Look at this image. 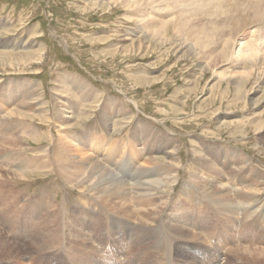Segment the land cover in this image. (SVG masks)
Segmentation results:
<instances>
[{
	"label": "rangeland",
	"instance_id": "rangeland-1",
	"mask_svg": "<svg viewBox=\"0 0 264 264\" xmlns=\"http://www.w3.org/2000/svg\"><path fill=\"white\" fill-rule=\"evenodd\" d=\"M196 1L200 3L214 1L219 4L220 9L227 8L230 3L229 0ZM241 2L243 1L241 0ZM106 3V0H0V122L10 124V121L4 120L6 119L3 110L5 97L11 96L20 101L24 96L30 95V92L20 87L23 79L32 81L38 92L37 98L40 99L36 107L37 110L34 108L36 112L28 111V114L32 115V113H40V109H43V107L53 108L54 105L58 104L55 102V98L64 89L61 82L64 86L66 85L62 79H65L66 74L70 73L85 82L90 89L99 91L97 92L99 97L96 102H82L81 97L83 95L76 91L72 103L68 104L71 111H75L74 109L78 107L77 104L82 105L83 103L82 109L86 114L75 119L73 126L76 129L74 133L77 135L78 140L81 139L82 142H85L83 144L86 145L87 150L95 149L96 146L99 147L98 142L104 141V148L108 146H111L112 149H115V146L121 150L125 148L123 155L126 158L130 161H136L137 159L142 161L144 159L142 155L155 156L158 153V145L162 146L165 141H169L172 137L178 143H181L182 159L186 163L190 157L189 148L193 143L192 141L196 139L195 144L199 145L201 153L205 154L214 165L217 163V167L222 166V164L228 166L234 163L237 161L238 154L242 153L244 158L249 157L252 162L254 161L253 164L257 168L259 167L260 174L264 176V91L261 92V97L260 93L258 94L260 99L257 104L251 100V91L258 84L257 80L260 76L261 67L254 68L252 70L255 72L254 74L248 75L249 72H247L246 75L249 77L237 90L230 72L221 79L216 78L214 73L216 69L218 73H223L227 71V66H229L222 59L220 37L217 38L211 49L215 52L214 66L206 68V60H204L203 55L196 54L198 49L191 52L189 48V43L193 40L192 37H195L194 29L179 36L177 40L174 33H172L170 40L167 41L168 43H164V40L158 38L149 39L146 36L136 34L137 25L134 20L127 21L124 19V13L127 10L130 11L128 8L126 10V7L122 6L117 0H113V2L110 0V4ZM246 16L247 19H255L252 11L247 12ZM247 19L244 18L243 22L245 23ZM196 24H199V22ZM226 31L227 29H224V32ZM5 43L9 48H5ZM179 43L186 45L185 51L181 53L176 52ZM25 58L26 60H24ZM231 69L228 68L229 71ZM249 71L251 70L249 69ZM8 83L19 85L22 89L12 90L8 88L10 85ZM67 84L65 94H73L74 88L69 82ZM57 101L59 102V100ZM118 105L124 106L133 113H130L125 122L126 124L122 128L123 130L115 133L111 131L109 135L112 137H108L104 134L106 119L109 118L106 115L109 112L110 116L115 118ZM259 111H261V114ZM29 118L30 116L27 117L29 122L40 125L38 126L39 130L41 129L40 133L42 134L44 131L42 135L45 136L34 141L32 138L26 137L28 134H22L25 136V140L31 141L30 144L23 145V148L26 149L25 154L28 158H34L35 154L40 152L33 150L50 144V140H48L45 133L51 130L57 134V130L54 124L52 125L47 121L43 122L40 118ZM138 120H141L142 124L145 122L143 130L147 128L151 130L148 129L151 135L149 134L147 138L138 139L134 137V133L140 128ZM252 121H260V123L253 126ZM2 123L0 124V133ZM22 128H15L16 130L13 129V131L15 133L19 131L17 134H20ZM4 134L5 137L3 135L4 138H0L2 140L0 141V153L10 151L12 147L13 150H17V148L19 150L20 145H10L11 143L7 138L8 134ZM0 137H2L1 134ZM5 142H8L9 145ZM129 145H132L131 148ZM132 148H136V150ZM138 148H146V150L140 152ZM18 152L16 151V153ZM100 153L102 154V152H96V156L99 157L100 155L101 157ZM156 156L161 158L167 155L161 156V154H158ZM102 157L107 159L104 156ZM1 158L5 160V156ZM110 165L107 167L112 171L114 169V172H116L117 168L113 164ZM202 167L200 164L197 166L193 164V169H200L203 174L211 175ZM131 168L136 172L134 166H131ZM237 172L238 178L235 177V181H244L242 179L244 174L240 171ZM7 174L12 175L7 171L0 170V246L1 239L6 236L13 245L22 249L21 252L24 251L22 254L16 255L11 252L8 253L7 249L0 247V264H81L82 261L78 263L73 259L72 254H69L71 253L69 252L71 250L69 244H66L64 251H58V247L55 246L40 249L35 244L36 241L32 240L35 235L32 236L33 229L31 225L37 223L38 226H43L42 223L49 220L47 216L46 219H36V210L39 207V202H36V200H52L53 196L59 200L63 193L70 202L67 206L68 209L64 210L67 211V215L74 219L77 217L76 219L83 222L93 221L95 225L91 232L94 239L90 235L84 236L93 242L94 249L98 251L91 253L87 250L81 253L83 257L90 258V263L87 264H137L138 262L135 259L139 254L138 261L144 257L147 260L146 257H148L150 264H264L259 252L250 251L245 253L244 255L249 256L242 261L236 255L230 254L227 249L220 252L223 250L222 247L215 251L218 252V255H222L219 258L215 257L213 252L209 253L208 256L202 252L204 254L202 256H206L203 261L193 244L208 250L206 245L195 243V241L190 243L184 239H179L184 241V246L188 247V244H191L189 245L191 249L183 251L188 260L181 257H177L178 260H172L167 255L160 254L159 250L155 248L158 235L151 234L152 237L150 235L148 237L142 236L138 227L133 226V223L128 219L126 225L122 226L121 223L124 219L120 213L101 210L98 212L99 214H95L82 207H77L78 211L76 212L73 209L75 206L72 202L77 196L81 197L80 195L83 193L79 190H73V193H70L69 188L55 178L57 174H53V172L46 173L44 169L34 174L31 172L25 177L18 176L17 180L9 178ZM218 175L212 174L213 178L210 182L216 189L220 186L217 180L221 181L222 179ZM252 177L253 175L249 174L246 179L252 182L254 180ZM200 178V176H196L193 180L197 192L195 195L194 190L183 189L182 184L185 183L184 180L188 179L186 175H183L182 180L173 189L170 202L164 209L169 215L168 220L178 217L175 211L179 207H181L180 211L182 213L191 214L193 217L192 223L199 216L198 213H192V208L197 207L198 209L200 205L204 212L210 209L207 204L203 203L201 199L203 195L198 190H202V185L206 183L204 179L200 180ZM262 182L264 180L260 181V183ZM262 186L261 184L259 187ZM10 187L12 194L9 193ZM55 192H57V195H61H53ZM207 193L211 195L210 190ZM257 197L264 202V189L257 194ZM6 198L9 199L10 203ZM1 201L6 203L1 204ZM80 202L78 200V203ZM159 203L160 205L156 204L157 207H161L163 210V203ZM171 204L176 206L171 208ZM255 206L257 207V205ZM69 209L73 212L68 211ZM261 211L264 212V206ZM226 212L228 211L223 210L218 216L215 212L207 213L202 220L205 219L204 222H209L211 228L220 235V238L226 240V237H229L230 240H226L229 244L232 242V237L237 240V236L244 233L245 235L248 233L250 238L255 234H258V237H264V229L262 230L258 225H253L251 222L252 217L240 222L234 235H232L233 230H231V233L230 231L226 233L221 231V234L216 229L218 226L227 229L225 227L227 223L232 224L234 218L241 219L242 217L241 211H239V215L236 214V210L232 214ZM216 217L219 218L215 220ZM109 218L114 219L113 223L116 222L115 220L121 223L116 222V224H113ZM58 220V218L57 221L54 220L55 226H57L56 222ZM260 229L263 231L262 233ZM41 230L43 237L48 238L44 226ZM258 230L259 232H257ZM216 233L213 232L212 237H216ZM67 237L70 241L71 238L68 235ZM206 238L207 236L204 237L205 240ZM210 239L215 241L211 237ZM225 240L222 242L226 243ZM98 241L101 243H98ZM258 242L251 241L249 244H251L250 246L254 244V248H258L256 247L258 245L259 249L262 250L264 240H261V242L258 240ZM205 243L210 242L205 241ZM126 245H128V248H126ZM141 248L146 249L147 253H144ZM112 250L117 254L112 253ZM140 251L146 256L141 255ZM197 255L200 257H197ZM227 255L230 259L228 261L231 262L224 263L225 258L228 257ZM191 256L194 257L193 261L189 259ZM196 259L200 261H195Z\"/></svg>",
	"mask_w": 264,
	"mask_h": 264
},
{
	"label": "bare ground",
	"instance_id": "bare-ground-1",
	"mask_svg": "<svg viewBox=\"0 0 264 264\" xmlns=\"http://www.w3.org/2000/svg\"><path fill=\"white\" fill-rule=\"evenodd\" d=\"M117 1L122 4V6L126 7V10L127 8L130 10H127V12L124 13L123 17H125L124 19L127 21L134 20L136 22V34H138L139 36H146L149 39L158 38L160 40H164L165 43L170 40V35L172 33H174L177 40L179 36L187 34L194 29L195 37H192L193 40H191L192 42L189 43V48L191 52L192 50L198 49L196 54L203 55L204 60H206V68L214 66L213 61L215 52L211 49L213 48V44L215 43L217 38L220 37L222 59L223 62H226V64H228L229 66H227V71H224L223 73H218L217 69L214 70V73L216 75V78L221 79L226 77L230 72L231 75H229L231 76V78H234V84L236 85L237 90L241 87L242 83L247 80V77H249L246 75L247 72H249L248 75L254 74L255 72L252 70L254 68L256 69L261 67L260 76L257 80L258 84L253 87L251 91V100L253 101V103L257 104L261 97V92L264 91V0H242L243 2H241V0H229V6L224 9H220L219 4L214 1H210L208 3H200L196 0ZM106 2L110 4V0H106ZM249 11L253 12V14L255 15V19H247L246 13ZM244 18L247 19L245 23L243 22ZM198 22L199 24H196ZM224 29H227V31L224 32ZM4 46H6V43L4 44ZM5 48L9 47L6 46ZM199 48L201 49L200 52ZM185 49L186 45L184 43H181L180 45H177L176 52L181 53L182 51H185ZM24 60H26V58ZM229 67L230 69L232 68L230 71L228 70ZM249 69L251 71H249ZM62 81L67 86V82L72 85V87L74 88L73 94H65L66 85L64 86L61 82V86L64 89L63 91L61 90V94L57 95V98H55V102L58 104L54 105L55 107L53 106V108L43 107V109H40V113H32V115L28 114V111L36 112L37 104H39L40 102V99L37 98L38 92L36 90V87H34L35 85L31 80L23 79V83L20 84V87L30 92V95L24 96L20 101L11 96L5 97V100L3 99L5 106L4 108L2 106V108L5 112L4 116H6V119L4 120L10 121V124L0 122V124H3L1 129L2 131L0 133L2 137L0 138H4V133H6V135L8 134L7 138L11 143L10 145H20L19 150L18 148L17 150H13L12 147V150H7V152H3V154L0 153V170L11 173L12 175L7 174L9 178L17 180L18 176L25 177L31 172L34 174L35 172H40L44 169L46 170V173L53 172V174H57L55 178L58 181H61L65 185V187H68L70 193H73V190H79L81 193H83L82 195H80L81 197L77 196V198L72 202L76 207L73 208L76 212L78 211L77 207H82L83 209H86L95 214H97L101 210L104 212L116 211L120 213V215L124 219L122 223L115 220L118 224L121 223L122 226H125L128 219L133 223V226L138 227V230L142 236L148 237L149 235L151 236V234L158 235L155 244L159 247L156 246L155 248L159 250L158 252L160 254H165L172 260H178L177 257L188 260V257L184 254L183 251L191 249L189 245H191L190 243L193 241H195V243H202L206 245V248L208 250H206L205 248L202 249L200 246L193 244L197 249V252H199V254L201 255L203 261L205 257L208 256L211 252L214 253L215 257H221V254L218 255V252H215L219 247L223 248V250H221L220 252L224 250L226 251L227 249L229 250L230 254L236 255V257L242 261L246 260L249 256L244 254L250 251L259 252L260 256L264 260V248L260 250V247L258 245H256V247L258 248H254V244H252L253 246H250L251 244H249L251 241L258 242V240H260L261 242V240H264V237H258V234H255L254 236H251L252 238H250L248 233L246 235L244 233L243 235L245 236H237V240L232 237V242L229 244L226 241L230 240L229 237H226V240L224 238H220V235H218L211 228L209 222H204L205 219L204 221L202 220V218L206 216L207 213L211 214V212H215L218 216L223 210H227L228 212L226 213L230 214L234 213L236 210V214L238 215L239 211H241V219L234 218L232 224H226L225 227L227 229H223L221 226H218L216 229L220 233L221 231H223V233L230 231L231 233V230H233L232 235H234L235 230L239 226L240 222H243L245 219H249L251 217L252 221H250L253 225H258L259 228H261L262 230L264 229V212L261 211L264 206V202L260 201L257 197V194L260 193L262 189H264V182L260 183V181L264 180V176L260 174V171L258 170L259 167L257 168V166L253 164L254 161L252 162L249 157L244 158L242 153H240L241 155L238 154V156L236 157L237 161H235L234 163L228 166L222 164V166L217 167V163L214 165L213 162L205 156V154L203 155L201 153L199 145L195 144L196 139L194 140L193 138L192 139L194 141H192L191 139L193 143L189 148L190 157L186 163H184L182 159L181 143H178V141L172 137L169 139V141H165L162 146L158 145L159 148L156 155L161 154V156H167L159 158V156L155 155L150 157L147 156V154L142 155V153V158H146L142 161L138 159L136 161H130L128 158H126V156L123 155L125 152V148L122 147V150L118 149L117 146H115L117 143L113 145L116 148L112 149L110 148L111 146L104 148L103 144L105 142L99 141V147L96 146L95 149L91 148V150H87L86 145L83 144L85 142H82L81 139L78 140L77 135L74 133L76 129H74L73 126V121L75 119L81 118L82 116H84V114H86L82 109L83 103L82 105H79L78 103L77 109H74L75 111L72 110L73 112L71 111V107L68 104L72 103L76 91L84 96L83 97L81 95L82 102H96L99 97L97 92L99 91L92 90V88L90 89V87L86 85L85 82H82L79 78L74 77V75L70 73H67L65 79H62ZM10 83H8V85ZM20 87L19 85L16 86L15 84H10L8 86V88L12 90L22 89ZM259 93L260 97L258 95ZM57 100H59V102ZM34 108H36V110H34ZM130 113L133 112L128 111L126 108H124V106L120 105H118L117 115L114 116L115 118L111 117L110 113L107 112L106 117L109 118L106 119L107 123L105 125L106 129L104 134H106L108 137H112L111 135H109L111 131L115 133L123 130L122 128L126 124L125 122L130 116ZM259 113L261 114V111H259ZM29 116V119L37 117L40 118V120L42 119L43 122L47 121L52 125L54 124L57 130V134H55L51 130L45 133L47 134L48 140H50V144L38 147V149L33 150L40 152L35 154L34 158H28L25 154L26 149L23 148V145H25L26 143L30 144L31 141L29 142L25 140V136H23L22 134H28L26 137L32 138L34 141L39 140L40 138H44L45 136L43 137L42 135L44 131L42 134L40 133L41 129L39 130L38 128V126H40L39 124H34L31 121L29 122L27 120V117ZM138 121L140 122V124L137 122L140 125V128L136 130L137 135L136 133H134V137L138 139L147 138L149 134L151 135V133L148 132L149 128L143 130V124L145 122H143L142 124L141 120ZM259 123L260 121H252L253 126ZM15 128H22L21 133L17 134L19 133L18 130V132L16 131L17 133H15L13 131V129ZM85 141L88 142V140L86 139ZM134 143L136 144V142ZM7 145H9V143ZM129 146L131 148L132 145ZM144 149L146 150V148H138L140 152L144 151ZM133 150H136V148ZM16 151L19 152L16 153ZM96 152H102L103 155L100 153L101 157L100 155L98 157V155L96 156ZM208 155L209 154L207 153V156ZM2 156H5V160L4 158H1ZM102 156L106 157L107 159H103ZM240 159H242V161H240ZM109 161L112 162L110 163ZM109 163L113 164L117 168L116 172H114V169L112 171L107 167L110 165ZM193 164L196 166L198 164L202 165V169H206L211 173V175L206 174V176L205 174H203L202 170L195 168L193 169ZM131 166H134L136 168V172H134V169L131 168ZM236 171H240L244 174V177L242 178L244 179V181H235V177L238 178V172L236 173ZM212 174H215V176L216 174H219L218 177L222 178L221 181L217 180L220 184L217 189L210 184L211 179L213 178ZM249 174L253 175L252 179L254 178V180L252 182L251 180L249 181L246 179ZM183 175H186L188 177V179L184 180L185 183L182 184L184 187L183 189H192L194 190L195 195L197 194V192L195 190L196 187L193 184V180L196 178V176H200V180L204 179L206 181V183L201 187L202 190H198L203 195L201 198L203 203L207 204L210 209L204 212L200 205L198 209L197 207L192 208V213L199 214L194 223H192L193 217L191 216V214L182 213L180 211L181 207H179L178 210L175 211L178 217L171 218L169 220V215L164 210L166 205L170 202L173 189L182 180ZM224 180L225 182H223ZM5 182L7 181L5 180ZM261 184L263 186L259 187L261 186ZM209 190L211 191V195L207 193ZM57 192H55L53 195H57ZM9 193L12 194L11 187ZM64 194L65 193H63L62 195H57H61V198L59 200L54 196L52 200H36V202H39V207L36 210V219L42 220L46 216L49 219L42 223L45 233L46 235H48V238H45L42 235L43 232L41 228L43 226H38V224L35 223L37 225H31L33 229V231L31 230L32 236L34 237L35 235L34 239L32 240L36 241L35 244L40 247V249H44V247L51 248L55 246L58 247V251H64L66 248V244H69L71 249L69 252L71 253H69L68 251L67 252L69 254H72V257L75 261H77L78 263L82 261L81 264L90 263V258L83 257L81 253L87 250L88 252L91 251V253L97 251L94 249L93 242L90 241V239L84 237L85 235H90L92 239H94V236L91 232L93 231L95 225L93 221H89L88 219H86L88 221H85V223L83 221H79V219H76L77 217L74 219L71 216H68L67 211L64 210L68 209L67 206L70 202ZM13 198L15 197L13 196ZM50 198L52 197L50 196ZM7 200L9 201V199ZM78 200L84 203H78ZM159 202L163 203V210L161 207H157L156 204L158 203L160 205ZM4 203L6 202L1 201V204ZM255 205H257V207ZM173 206L176 205H172L171 208ZM68 211L73 212L70 209ZM256 212L259 213L254 215ZM41 215L43 216L40 218ZM57 218L59 219L58 222H56ZM218 218L219 217H216L215 220H217ZM55 219L57 226H55L54 224ZM109 219L113 223L114 219ZM116 222H114L113 224H116ZM263 231H261V233ZM213 232L216 233V237H212ZM257 232H259V230ZM76 234L78 236H75ZM67 235L71 238L70 241L68 240ZM205 236H207L206 240L204 239ZM210 237L215 239V241L211 240ZM179 239H184L187 240V242H190L188 244V247L184 246V241ZM223 240H225L226 243H223ZM205 241L210 243L206 244ZM1 242L2 243L0 247L7 249L8 253L11 252L13 254L20 255L24 251L23 250L21 252L22 249L13 245L6 236L5 238L3 237L1 239ZM99 242L100 241H98V243ZM49 245L50 247H48ZM126 248H128V245H126ZM141 250L144 253L146 252V249L141 248ZM142 251L140 252L142 253ZM202 252H204V254L206 255L205 257L202 256ZM112 253H114L115 255L117 254L114 250H112ZM141 255H143V253ZM229 255H227L228 257L226 258L224 257V263L230 260ZM138 257H140V254L138 255ZM138 257L137 259H135L138 263L140 262V264H150V260L148 259V257H146L147 260H145L144 257L140 261H138ZM197 257L200 256L197 255ZM189 259L193 261L194 257L191 256ZM195 261L200 260L196 259Z\"/></svg>",
	"mask_w": 264,
	"mask_h": 264
}]
</instances>
